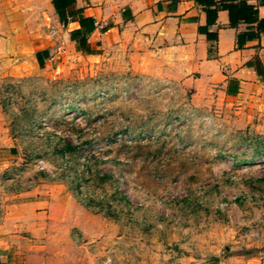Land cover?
Segmentation results:
<instances>
[{"label":"rangeland","instance_id":"1","mask_svg":"<svg viewBox=\"0 0 264 264\" xmlns=\"http://www.w3.org/2000/svg\"><path fill=\"white\" fill-rule=\"evenodd\" d=\"M67 27L0 0V224L45 210L48 264H264V117Z\"/></svg>","mask_w":264,"mask_h":264},{"label":"crops","instance_id":"2","mask_svg":"<svg viewBox=\"0 0 264 264\" xmlns=\"http://www.w3.org/2000/svg\"><path fill=\"white\" fill-rule=\"evenodd\" d=\"M245 1L256 5L258 18H264V2ZM49 6L55 13L51 0ZM75 7L93 19L90 32H84L77 20L63 24L56 15L57 20L68 26L78 45L85 38L89 53L113 43L145 48L146 55L159 53L172 59L169 65L177 66L184 84L193 86L194 96L215 93L231 102L244 101L264 117V30L255 34L256 23L232 27L228 12L218 10L215 22L207 25L206 13L195 0H76ZM41 50L47 49L37 51ZM35 53L32 59L38 64ZM48 57L49 53L43 62ZM29 205H16V211L6 214L0 224V264H48L36 232L45 227L32 218L47 212L24 211ZM24 218L32 220L23 222Z\"/></svg>","mask_w":264,"mask_h":264},{"label":"trees","instance_id":"3","mask_svg":"<svg viewBox=\"0 0 264 264\" xmlns=\"http://www.w3.org/2000/svg\"><path fill=\"white\" fill-rule=\"evenodd\" d=\"M259 1L264 2V0ZM75 2L76 0H51V4L60 22L65 24L68 20H77L82 30L88 33L93 29V19L91 17H84L81 14L82 9L75 7ZM195 2L201 6L206 13L207 25H211L215 22L218 10H226L229 15L230 26H236L239 22L246 24L256 23L255 34L264 30V18H258L256 5L248 4L245 0H195ZM71 12H73V15H69ZM78 43L83 50L86 43L85 38L81 37ZM87 52L89 53L88 50ZM35 56L41 67L43 65V58L48 56V50L37 51ZM66 147L64 146L63 149ZM64 152L65 151L62 150V153Z\"/></svg>","mask_w":264,"mask_h":264}]
</instances>
